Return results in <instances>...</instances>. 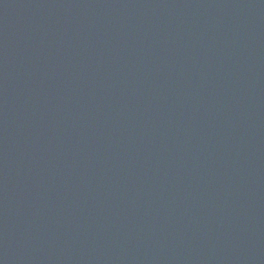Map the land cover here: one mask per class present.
<instances>
[{"label": "water", "instance_id": "1", "mask_svg": "<svg viewBox=\"0 0 264 264\" xmlns=\"http://www.w3.org/2000/svg\"><path fill=\"white\" fill-rule=\"evenodd\" d=\"M0 264H264V0H0Z\"/></svg>", "mask_w": 264, "mask_h": 264}]
</instances>
